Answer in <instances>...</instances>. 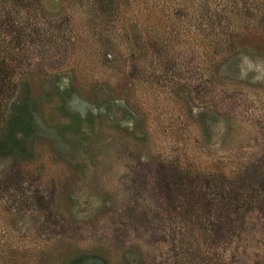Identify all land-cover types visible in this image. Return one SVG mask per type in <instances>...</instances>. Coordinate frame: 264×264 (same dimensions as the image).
<instances>
[{
    "label": "rangeland",
    "instance_id": "374dc122",
    "mask_svg": "<svg viewBox=\"0 0 264 264\" xmlns=\"http://www.w3.org/2000/svg\"><path fill=\"white\" fill-rule=\"evenodd\" d=\"M101 3L0 0V264H264V35Z\"/></svg>",
    "mask_w": 264,
    "mask_h": 264
},
{
    "label": "trees",
    "instance_id": "16d2710c",
    "mask_svg": "<svg viewBox=\"0 0 264 264\" xmlns=\"http://www.w3.org/2000/svg\"><path fill=\"white\" fill-rule=\"evenodd\" d=\"M99 3H101V0H99ZM188 3L191 6L204 8V12H207L209 8L216 7L217 13L219 12L223 20L233 26L235 36L238 33L235 28L237 26L239 28V25L238 31H247L249 35H260V37L264 35V7L262 8L264 0H188ZM101 4L104 5V2L102 1ZM201 11H199L200 14ZM18 125L20 123L15 124V126ZM7 254L12 260V264H16L15 259L22 255L17 251H9Z\"/></svg>",
    "mask_w": 264,
    "mask_h": 264
},
{
    "label": "flooded vegetation",
    "instance_id": "af4514ba",
    "mask_svg": "<svg viewBox=\"0 0 264 264\" xmlns=\"http://www.w3.org/2000/svg\"><path fill=\"white\" fill-rule=\"evenodd\" d=\"M16 110H18V112H14V114H13V124H14V126H15V124L16 123H22L24 120V110L22 109V108H20V106H17V108H16Z\"/></svg>",
    "mask_w": 264,
    "mask_h": 264
}]
</instances>
